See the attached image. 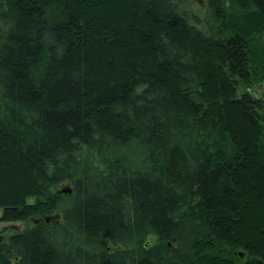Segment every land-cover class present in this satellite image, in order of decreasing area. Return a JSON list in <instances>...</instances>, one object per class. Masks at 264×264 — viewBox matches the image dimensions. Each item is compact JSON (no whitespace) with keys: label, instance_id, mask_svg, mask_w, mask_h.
<instances>
[{"label":"trees","instance_id":"16d2710c","mask_svg":"<svg viewBox=\"0 0 264 264\" xmlns=\"http://www.w3.org/2000/svg\"><path fill=\"white\" fill-rule=\"evenodd\" d=\"M207 2L0 0V264H264V0Z\"/></svg>","mask_w":264,"mask_h":264},{"label":"rangeland","instance_id":"374dc122","mask_svg":"<svg viewBox=\"0 0 264 264\" xmlns=\"http://www.w3.org/2000/svg\"><path fill=\"white\" fill-rule=\"evenodd\" d=\"M179 2L180 9L186 13L192 21L196 23V25L206 32L210 34L213 32V28L217 25L216 20L212 16L207 0H176ZM252 93L256 97L264 96V81L253 85L250 89ZM123 152H128L132 159H137L140 150L138 149L137 143L133 142L129 146H124L121 149ZM138 160V159H137ZM68 184H62L58 189L63 190L66 189ZM30 201H33V198H30ZM60 214L59 212H56ZM26 227V223L24 222H1L0 230L5 231L4 234L9 235L13 231L23 230ZM150 241H155V238L151 236Z\"/></svg>","mask_w":264,"mask_h":264},{"label":"water","instance_id":"95a60500","mask_svg":"<svg viewBox=\"0 0 264 264\" xmlns=\"http://www.w3.org/2000/svg\"><path fill=\"white\" fill-rule=\"evenodd\" d=\"M70 191H71L70 188H66V189H64V192H70Z\"/></svg>","mask_w":264,"mask_h":264}]
</instances>
